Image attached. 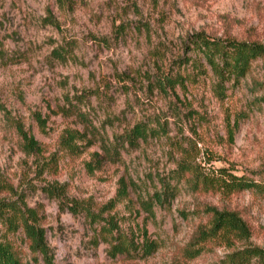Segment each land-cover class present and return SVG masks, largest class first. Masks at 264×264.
Returning a JSON list of instances; mask_svg holds the SVG:
<instances>
[{
	"label": "rangeland",
	"instance_id": "obj_1",
	"mask_svg": "<svg viewBox=\"0 0 264 264\" xmlns=\"http://www.w3.org/2000/svg\"><path fill=\"white\" fill-rule=\"evenodd\" d=\"M194 33L264 45V0H0V202L37 212L53 264H226L243 250L264 264V59L221 99L205 62L193 64ZM141 124L155 133L117 146ZM23 133L40 151L28 152ZM181 162L191 169L178 176ZM195 173L258 187L195 190ZM161 178L177 187L170 203H154ZM206 206L238 212L251 236L200 241ZM108 219L153 253L112 256ZM0 237L23 264H47L23 231L0 221Z\"/></svg>",
	"mask_w": 264,
	"mask_h": 264
},
{
	"label": "trees",
	"instance_id": "obj_2",
	"mask_svg": "<svg viewBox=\"0 0 264 264\" xmlns=\"http://www.w3.org/2000/svg\"><path fill=\"white\" fill-rule=\"evenodd\" d=\"M187 43L196 53V57L192 60L193 64L197 66L196 69H200V63L203 60L207 72L211 73L216 80L215 91L221 99L226 97L229 84L235 85L241 82L249 75L254 62L264 59V45L260 43L230 38L224 40L215 39L203 33L190 35ZM65 54L66 52L61 49H57L54 52V55L60 59L64 58ZM178 83L182 86L184 85V81H179ZM261 100L264 102V94ZM152 133H155L152 127L144 124L135 126L122 137L121 141H117V146L120 143H126L130 147H137L140 141H146ZM23 138L28 152L35 153L40 151L39 143L34 137L23 133ZM77 138L76 133L68 132L67 136L63 137L62 143L70 151H73L76 148L75 142ZM52 164L55 167L57 165L54 155L49 161L50 169ZM190 169L191 166L188 162H181L175 173L178 176H182L184 172ZM189 181H191L190 183L195 190L201 188L227 197L234 193L258 187L257 183L237 176L216 179L195 173L192 180ZM160 185V190L154 194V203H170L176 196V185L172 184L171 179L166 178L160 179ZM48 192L50 195L62 197V192L54 187H49ZM148 204L149 202H145L144 206L148 207ZM146 209L149 210L150 208ZM203 213L209 215L211 220L210 227L199 231L198 239L200 241L222 237L227 240V245L229 244L228 246L230 247L234 243L251 236L249 225L236 211L206 206ZM87 214L90 215L94 223H101V220L96 218L94 214L92 215L89 212ZM0 221L6 228L7 233L15 234L19 230L23 231L31 252L41 255L47 264H53L51 248L47 242L45 229L39 224V216L33 208H29L26 204H24L23 208L20 205L3 200L0 202ZM103 226L107 227V232L113 236L114 242H112L110 254L114 257L118 255L131 256L137 253L148 256L155 249L154 244L149 242L146 236L142 243H136L132 237L121 233L113 219L106 220ZM253 253L254 251L252 250L237 251L231 256H227L226 264H250ZM0 264H23L19 250L10 241L2 237H0Z\"/></svg>",
	"mask_w": 264,
	"mask_h": 264
}]
</instances>
